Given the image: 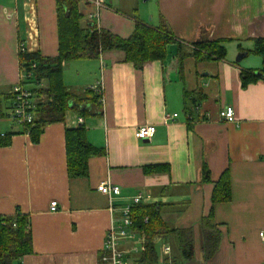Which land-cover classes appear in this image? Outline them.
I'll use <instances>...</instances> for the list:
<instances>
[{
	"label": "crops",
	"instance_id": "1",
	"mask_svg": "<svg viewBox=\"0 0 264 264\" xmlns=\"http://www.w3.org/2000/svg\"><path fill=\"white\" fill-rule=\"evenodd\" d=\"M78 1L84 28L98 25L128 38L136 21L149 27L164 22L175 43L166 46L164 60L141 68L124 62L119 51L63 63L68 91L101 87L100 113L80 117L69 110L32 143L11 117V91L24 82L21 48L57 55L56 0H0V136L11 135L10 144L0 146V216H28L32 245V253L15 264H111L104 260L106 233L138 195L140 204L160 206L170 229L195 228L194 259L179 264H264L258 238L264 226V80L242 87L240 78L264 67V59L250 53L254 41L264 39V0H101L98 23L92 0ZM212 40L222 41L225 58L187 57L179 65L177 43L188 49ZM185 93L204 97L192 120ZM225 107L233 109L232 122L219 119ZM78 125L104 153L88 160L86 177L69 179L64 132ZM142 125L155 127L152 139L135 138ZM203 165L209 182H201ZM226 169L231 198L213 207L219 246L204 260L196 227ZM105 181L119 187V194H100L96 188ZM130 242L121 241L119 249L123 261L134 264L137 248ZM155 242L161 257L162 245L171 248L162 238Z\"/></svg>",
	"mask_w": 264,
	"mask_h": 264
},
{
	"label": "trees",
	"instance_id": "2",
	"mask_svg": "<svg viewBox=\"0 0 264 264\" xmlns=\"http://www.w3.org/2000/svg\"><path fill=\"white\" fill-rule=\"evenodd\" d=\"M78 0H56L55 13L57 21L58 49L55 57H42L38 52L19 53V65L24 74L25 85L34 87L36 110L32 124L23 125V132L28 134L32 143H37L43 128L54 122H63L67 111H74L78 116L98 115L100 106L99 95L90 89L80 93L67 90L63 81L62 64L71 61L95 60L110 51L124 54V62L141 68L145 63L162 61L165 58V48L175 43L168 26L161 22L157 27H149L136 21L133 33L128 38H122L109 30L93 25L84 28L81 25V15L78 11ZM222 41L212 40L196 42L189 45L177 43L179 65L185 58L196 61H216L225 58L226 49ZM251 54L264 59V39H256ZM256 72V73H255ZM242 87L257 80H264V67L258 71L241 72ZM184 94L185 109L188 119H193V108L199 106L204 99L200 93L192 97ZM89 105L95 109L90 110ZM11 135L0 136V146L10 144ZM66 171L70 179H81L87 176L88 160L103 155V150L89 144L85 137V129L78 125L64 132ZM159 168H165L159 166ZM209 171L205 165L201 169V182H209ZM231 198L230 178L228 170L221 173L213 185L211 192V207L208 214L201 218L196 231L200 239V251L204 260H210L218 250L220 233L214 221L213 207L216 204L229 202ZM158 204H138L130 209L132 220L131 231L142 239L140 250L133 255L134 264H158L159 254L156 239L162 238L169 243L170 256L162 257V264H179L194 259L195 228L186 227L170 229L160 216ZM146 219V221H145ZM29 217L16 212L12 216H0V264H15L24 256L32 253Z\"/></svg>",
	"mask_w": 264,
	"mask_h": 264
},
{
	"label": "built area",
	"instance_id": "3",
	"mask_svg": "<svg viewBox=\"0 0 264 264\" xmlns=\"http://www.w3.org/2000/svg\"><path fill=\"white\" fill-rule=\"evenodd\" d=\"M95 12L93 13L94 18H96V23L99 22V10L103 8V4L101 0H92ZM97 27H99L97 25ZM20 51H24L21 48ZM23 80L25 81V77L23 74ZM91 91L96 92V94L101 96L102 89L99 86H94L90 88ZM36 100L35 95L31 91V89L25 87L20 81L17 83L11 91V117L18 125H26L32 124L34 120V112L36 110ZM194 112L199 111V106L193 108ZM219 119L225 122H232L234 119V112L231 107H225L218 113ZM176 114L172 115L171 118H175ZM168 118V117H167ZM80 120V119H79ZM82 120L78 121L79 123ZM155 127L153 125H142L137 127L134 133L136 139L139 140H150L153 138L155 134ZM96 190L102 194L110 198L112 195H118L120 192V188L112 185L109 181L101 182ZM142 201V196H136L131 204L125 205V207L121 210V217L119 219L118 225H113L105 236V245L104 250L107 253V256L104 260L109 261L111 264H127L123 261L124 253L119 249V245L121 241L133 239L136 235L131 231L132 220L130 216V209L134 205L140 204ZM50 211H56V203L52 202L50 204ZM146 221V219H145ZM258 238L261 243L264 244V226L258 232ZM142 243V239L140 240ZM135 251V249H134ZM136 252V251H135ZM170 247L168 245H162L161 254L162 257L170 256ZM162 257L159 255L158 264H162Z\"/></svg>",
	"mask_w": 264,
	"mask_h": 264
},
{
	"label": "rangeland",
	"instance_id": "4",
	"mask_svg": "<svg viewBox=\"0 0 264 264\" xmlns=\"http://www.w3.org/2000/svg\"><path fill=\"white\" fill-rule=\"evenodd\" d=\"M236 57H237V54L235 55V59H236ZM234 59V60H235ZM80 91V90H79ZM79 91H77V92H79ZM72 92H74V91H72ZM80 93V92H79ZM129 240H131V242L130 243H133L134 245H135V247L137 248V253H138V251L140 250V241L138 240V238L137 237H134L133 239H129ZM169 243H172V241L170 240V242Z\"/></svg>",
	"mask_w": 264,
	"mask_h": 264
}]
</instances>
